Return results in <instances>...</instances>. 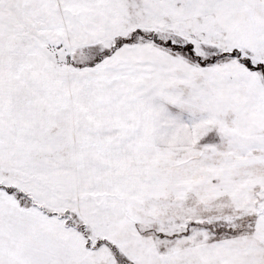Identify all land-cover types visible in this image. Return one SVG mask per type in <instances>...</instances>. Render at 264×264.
Here are the masks:
<instances>
[{
    "label": "snow or ice",
    "instance_id": "1",
    "mask_svg": "<svg viewBox=\"0 0 264 264\" xmlns=\"http://www.w3.org/2000/svg\"><path fill=\"white\" fill-rule=\"evenodd\" d=\"M0 264H264V0H0Z\"/></svg>",
    "mask_w": 264,
    "mask_h": 264
}]
</instances>
